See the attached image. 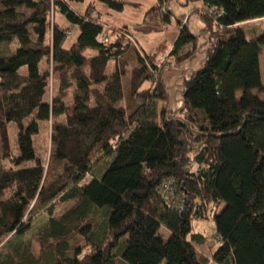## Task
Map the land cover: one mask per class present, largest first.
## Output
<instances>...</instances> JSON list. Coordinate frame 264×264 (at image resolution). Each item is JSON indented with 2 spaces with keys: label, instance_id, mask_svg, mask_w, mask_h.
Returning <instances> with one entry per match:
<instances>
[{
  "label": "trees",
  "instance_id": "1",
  "mask_svg": "<svg viewBox=\"0 0 264 264\" xmlns=\"http://www.w3.org/2000/svg\"><path fill=\"white\" fill-rule=\"evenodd\" d=\"M85 1L0 0L2 159L20 165L31 147L35 155L40 124L54 120L48 168L39 163L0 175V197L15 188L0 199V241L10 237V245L23 236L35 211L77 201L49 219L54 257L48 264H208L195 247L205 238L192 226L208 220L221 243L215 264H264V100L254 94L264 95V32L245 27L264 20V0H185L203 3L204 29L194 34L179 21L172 50L162 44L152 55L124 36L104 43L103 16L92 5L85 13L73 8ZM167 1L146 13L147 20L151 11L162 12L159 29L148 32L171 23ZM98 2L118 13L125 8L123 0ZM52 10L77 29L74 42L58 24L50 29ZM197 52L204 54L201 66L180 77L173 111L165 85L155 83L159 62L169 53L177 66ZM49 65L59 81L51 100ZM11 123L19 129L17 158L10 151ZM105 158L106 169L97 172ZM167 183L176 187L168 197ZM95 213L104 219L100 234L90 221ZM161 228L171 234L168 241ZM75 233L91 247L87 255L69 254Z\"/></svg>",
  "mask_w": 264,
  "mask_h": 264
},
{
  "label": "rangeland",
  "instance_id": "2",
  "mask_svg": "<svg viewBox=\"0 0 264 264\" xmlns=\"http://www.w3.org/2000/svg\"><path fill=\"white\" fill-rule=\"evenodd\" d=\"M88 1V0H87ZM129 3L132 4H139L141 7L133 6V7H127V9L123 13H117L113 12L111 16L106 15L107 8L102 5H96L95 8L97 11L103 16L105 20H108L109 22L114 21H126L129 23L130 27L133 29L135 34H140L139 30H137L136 25L140 24L144 20V14L145 11L150 8V2L152 0H126ZM167 1V0H166ZM99 3V2H98ZM168 7L173 12L174 16L176 18H185V16L192 12L190 15L189 20V27L191 29H199V27L204 24V20L201 17V13L198 11H192L193 9H197L200 6L198 4H189V6L184 5L185 0H168ZM92 4V3H91ZM74 10L79 13H85L86 6L83 5H73ZM202 12H204L203 7ZM198 9V10H200ZM93 10L92 7H89L88 11ZM108 11V10H107ZM164 12H167L166 10H163ZM87 12V11H86ZM187 17V16H186ZM162 20V12L155 9L151 11L149 16H147V22L145 23V27H143V31H150V30H157L160 27V23ZM58 24V26L65 28L66 21L63 17H61L59 14H56L55 10H52L49 15V26L50 29L53 27V25ZM104 27V29L107 31V34L109 37H115L114 34L109 33V29H111L112 26L111 23H105L102 21L101 23ZM162 26V25H161ZM245 27H248L250 32H264V20L262 21H255L251 22L250 24L246 25ZM128 28V27H127ZM66 32H71V38H69V41H72V37L74 36V31L72 29H65ZM129 30L130 35L131 30ZM173 30H176V25H173L172 27H168V32H172ZM115 31V30H114ZM195 31V30H194ZM193 31V32H194ZM164 35V34H163ZM162 35V36H163ZM132 36V35H131ZM133 38V37H132ZM46 42H51L50 35L47 36ZM133 42L135 40L133 39ZM72 43H69L67 41V44L65 45L66 48H69ZM16 45H12V49H15ZM205 48V47H204ZM88 55H92L91 53H87ZM204 58L203 53L197 52L196 55L189 58L191 61V66L189 67L190 70L192 69H198L200 68V60ZM187 59V60H189ZM173 63V60H170L169 63ZM44 61L42 63V70L45 71L48 69V64ZM172 63L169 65H166L165 60L162 63H159V66L157 67V73L155 74V83L157 85H165L168 95H170L171 99V106L173 111L178 108V103L176 100L179 99L180 95L177 92L179 87L177 84L180 82L177 72H175L173 69L175 68L172 66ZM50 66V65H49ZM260 68H261V76H262V82L264 85V52L261 54L260 57ZM113 64H110L109 71H112ZM24 74L25 72L22 71ZM50 87L49 91L47 93V99L51 100L55 94H57V89L59 88V81L57 75L53 74L52 68L50 66ZM177 78H179L177 80ZM153 88V86H152ZM73 94L74 91L70 89L66 92L64 96V102L70 106L73 102ZM255 95L260 97L262 100H264V95L259 94L257 91L254 92ZM129 102V101H128ZM128 102H123L125 107L129 106ZM139 105L134 103L132 104L133 109L136 108ZM159 105H163L162 101L159 102ZM60 122L65 121V117L59 118ZM54 120H51L47 123L40 124V132L37 136L33 137V147L35 150V155L32 151V147L25 150V157L22 155L20 157V147L18 145V134L19 129L16 124L11 123L7 126L8 135H9V142H10V151L13 158L20 157L19 164L20 165H14L13 162L8 159H2L3 158V148L0 140V175L5 172L9 171L11 169H22L27 167H32L37 164H43L46 168H48L49 164V157L51 152V136H52V127H53ZM35 159V160H34ZM109 161L105 158L100 161V163L96 167V171L103 173V171L106 169ZM90 181V177H88L82 184H85L86 182ZM15 188H11L8 190L3 197H0V199H7L10 196H12ZM77 204V201H69L66 203H63L61 201H57L55 205H53V210L50 213L48 210H40L35 211L33 214L31 220L28 219L27 223H30L29 230L23 235L18 236L8 245L9 238H5L2 241H0V264H48L52 261L53 255H51V249L50 244L53 243V240L50 238V232L48 228L49 219L50 217L53 218H60L64 213L75 207ZM103 216L100 213H95L91 216L90 221L93 224V227L95 228L96 232L100 234V230L103 228ZM193 232L196 234H201L205 240L204 243L201 245L195 244L196 250L198 254L209 261L208 264H215L213 262V255L214 253L219 249L221 246L220 241L218 240L216 236V226L213 221H203V222H194L193 223ZM102 227V228H101ZM159 234L161 237L164 238V240L168 241L171 237V234L165 229L161 228ZM68 244L70 247L69 254L73 255L75 251L81 250L82 255H87L91 251V247L88 246L87 241L80 235L79 233L73 234L68 239Z\"/></svg>",
  "mask_w": 264,
  "mask_h": 264
},
{
  "label": "crops",
  "instance_id": "3",
  "mask_svg": "<svg viewBox=\"0 0 264 264\" xmlns=\"http://www.w3.org/2000/svg\"><path fill=\"white\" fill-rule=\"evenodd\" d=\"M123 2L125 3V8L123 10V12L127 9V7H133L135 5H138L139 8L141 7L139 4H132V3H129L127 2L126 0H123ZM92 3V4H91ZM102 5L104 7H106L105 5L101 4L100 2L98 3V0H86L85 3L83 4H79V5H83V6H86L85 8V12L87 10V8L92 5V6H96V5ZM190 2H185L184 5L186 6H189ZM191 4H198L200 7L197 8V9H193L192 11H200L198 9L204 7L203 6V3L202 2H197V3H192ZM78 4L76 6H79ZM158 5V0H152L150 2V8H148L146 11H145V14H144V20L140 23V24H137L136 27H137V30H139L140 34H143V35H137L134 33L133 29L130 27L129 23H127L126 21H123V20H120V21H114V22H109L108 20H105L103 18V20L106 22V23H111L112 28H119L120 26H125V27H128V29L131 30V35L133 37V39L135 40V46L136 48L139 50V52L141 53H144L146 55H152L156 52V50L158 49L159 46H161L162 44H169L170 45V49L172 50L177 38H178V35L180 33V25H179V21H187V24H189V18H190V15L192 12H189L185 18L182 19L180 18H176L173 14V17H172V20H171V23L169 25H165L161 28L160 31L158 32H148V31H143V27L145 26V23H146V13L153 7L157 6ZM107 8V7H106ZM96 9V8H95ZM97 10V9H96ZM108 10V11H107ZM106 10V15L108 16H111L113 15L112 13L115 12V11H112L110 10L109 8H107ZM98 12V11H97ZM121 12V13H123ZM118 13V12H117ZM67 24V23H66ZM173 25H176V30H173L172 32H168V27H172ZM65 28L64 29H72V31H74V36L72 37V41L71 42H74L77 38V35H78V31L76 28H74L73 26H70V25H66L64 26ZM205 27V22L204 24H202L199 29H197L195 27V29H191L190 27V30L193 32L194 30V34H198L201 30H203ZM164 34V35H163ZM163 35V36H162ZM169 54V53H168ZM168 54L160 60L159 63H162L164 60L166 61H169L170 60H173L171 58H168ZM172 63V62H171ZM170 63V64H171ZM202 63V60H200V64ZM172 66L175 67V68H170V69H173L175 72H177L178 74V77L180 78L182 76L183 73L185 72H188L190 71L189 67L191 66V61L190 59L189 60H185L184 62L178 64L177 66H174V61L172 63ZM177 78V80L179 79Z\"/></svg>",
  "mask_w": 264,
  "mask_h": 264
},
{
  "label": "built area",
  "instance_id": "4",
  "mask_svg": "<svg viewBox=\"0 0 264 264\" xmlns=\"http://www.w3.org/2000/svg\"><path fill=\"white\" fill-rule=\"evenodd\" d=\"M108 32L114 34L116 37L117 36H124V37L128 38L129 40H131L133 42V38H132V36L130 35L129 32H124V31H122L120 29H113V28L109 29ZM66 35H67V38L68 39L71 38V32L70 31H67L66 32ZM102 40L104 41V43L108 44L110 42L109 35L103 37ZM133 43L135 44V42H133ZM175 188L176 187L172 183L165 184L163 186L164 195L167 196V197L169 195H174L175 194Z\"/></svg>",
  "mask_w": 264,
  "mask_h": 264
}]
</instances>
